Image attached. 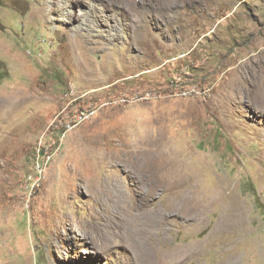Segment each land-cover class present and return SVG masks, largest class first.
I'll return each mask as SVG.
<instances>
[{
	"label": "rangeland",
	"instance_id": "obj_1",
	"mask_svg": "<svg viewBox=\"0 0 264 264\" xmlns=\"http://www.w3.org/2000/svg\"><path fill=\"white\" fill-rule=\"evenodd\" d=\"M0 264H264V0H0Z\"/></svg>",
	"mask_w": 264,
	"mask_h": 264
},
{
	"label": "built area",
	"instance_id": "obj_2",
	"mask_svg": "<svg viewBox=\"0 0 264 264\" xmlns=\"http://www.w3.org/2000/svg\"><path fill=\"white\" fill-rule=\"evenodd\" d=\"M193 91H196V89L195 88L194 89H184V90H181L180 91V94L187 96V95H189ZM39 166H40V164H39Z\"/></svg>",
	"mask_w": 264,
	"mask_h": 264
},
{
	"label": "bare ground",
	"instance_id": "obj_3",
	"mask_svg": "<svg viewBox=\"0 0 264 264\" xmlns=\"http://www.w3.org/2000/svg\"><path fill=\"white\" fill-rule=\"evenodd\" d=\"M75 19H76V18L72 19V21H75ZM4 97H5V96H3V98H4ZM20 97H21V96H20ZM31 98H32V97H31ZM175 177H176V176H175ZM173 178H174V177H173ZM176 180H177V179H176ZM173 185H174V184H173ZM84 186H85V185H84ZM199 187H200V186H199ZM203 195H204V194L202 193V196H203ZM202 196H201V197H202ZM199 197H200V196H199ZM203 198H205V197H203ZM198 200H199V199H198ZM198 200H197V201H198ZM194 201H195V200H194ZM206 203H207V202H205L204 204H206ZM187 205H188V204H187ZM202 205H203V203H202ZM198 206H199V205H198ZM179 208H180V207H179ZM193 208H194V207H193ZM197 211H198V210H197ZM202 211H203V210H202ZM202 211H201V212H202Z\"/></svg>",
	"mask_w": 264,
	"mask_h": 264
}]
</instances>
